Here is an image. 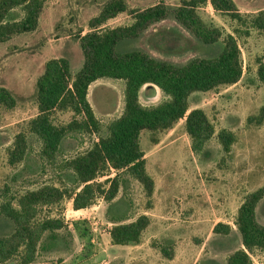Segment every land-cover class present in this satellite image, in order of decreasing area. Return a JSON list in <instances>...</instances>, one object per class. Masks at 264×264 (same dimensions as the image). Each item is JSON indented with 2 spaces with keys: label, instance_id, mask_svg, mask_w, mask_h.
Masks as SVG:
<instances>
[{
  "label": "rangeland",
  "instance_id": "rangeland-1",
  "mask_svg": "<svg viewBox=\"0 0 264 264\" xmlns=\"http://www.w3.org/2000/svg\"><path fill=\"white\" fill-rule=\"evenodd\" d=\"M106 0H45V8L37 30L14 35L0 43V86L9 88L17 99L13 109H0V202L5 195L33 189L45 182L57 183L51 167L40 168L37 145L24 163L10 165L8 151L16 135L27 132L28 122L38 113L36 80L46 61L65 56L75 75L83 64L78 34L89 31V20L98 15ZM129 8H146L164 1L171 9L182 0H126ZM248 20L264 10V0H235ZM208 23L231 33L241 26L228 15L217 12L210 4L198 8ZM18 11L11 17H18ZM133 22L129 12L120 13L108 21L109 26ZM244 63V76L233 85L216 90L193 92L191 108H203L215 124L216 134L207 147L194 153L185 122L173 128L141 133V148L146 153L147 170L154 178L155 191L148 206L142 184L125 178L117 197L107 203L99 198L86 209L75 210L72 201L44 209L61 217L68 227L58 231L54 245L40 249L32 264H227L228 256L242 247L235 225L238 208L245 197L264 185V121H249L264 105V85L258 80V61H264V31L252 29L249 36L239 38ZM143 50L156 58L184 64L195 57H215L223 49V39L214 44L197 40L172 15L151 26L138 39H125L118 52ZM150 85V84H149ZM124 80L101 78L92 84L89 100L101 121V134L124 107ZM148 87V86H145ZM141 92L145 105L163 100V93ZM72 112L58 111L59 124L70 121ZM229 129L236 135L231 151L226 153L218 140V132ZM158 139V143L152 138ZM95 135L68 137L62 146V157L69 158L89 149ZM33 138H31L32 140ZM44 169V168H43ZM102 178L100 180H104ZM151 217V224L138 243L113 244L109 229L112 218L132 221L141 214ZM258 220L264 225V200L257 209ZM219 222L231 225L229 234H217ZM12 225L0 220V235H6ZM169 247L172 258L161 247ZM252 264H264V249L252 254Z\"/></svg>",
  "mask_w": 264,
  "mask_h": 264
},
{
  "label": "trees",
  "instance_id": "trees-1",
  "mask_svg": "<svg viewBox=\"0 0 264 264\" xmlns=\"http://www.w3.org/2000/svg\"><path fill=\"white\" fill-rule=\"evenodd\" d=\"M210 4L214 10L228 15L245 26L226 33L218 26L208 24L198 8ZM45 0H0V43L14 35L33 32L40 24ZM18 17L12 18L13 11ZM129 12L133 22L109 26V20ZM170 15L197 40L214 44L223 39V49L215 57H195L184 64L156 58L139 50L118 52V44L125 39H138L151 26ZM89 31L77 36L83 53V64L73 75L71 62L65 56L46 61L36 80L38 113L28 122L27 132H19L8 151L10 165L24 163L37 145L40 168L51 167L57 183L45 182L33 189L5 195L0 202V220L11 223L12 230L0 235V264H32L40 249L54 245L58 231L68 225L61 217L42 215L65 199L72 201L75 210L93 206L99 198L111 203L118 195L127 173L139 181L149 199L155 191L154 178L147 170L146 153L141 148L144 129L158 132L169 130L183 120L191 139L194 153L202 152L216 134L215 124L201 107L191 108L189 97L193 92L216 90L233 85L244 76L241 36L251 30L264 31V10L252 19L245 18L235 0H182L171 9L164 1L146 8H129L126 0H106L98 15L89 20ZM258 80L264 85V61H258ZM101 78L124 80V107L121 115L101 134V121L89 100L90 86ZM156 85L163 93L157 104L145 105L140 99L142 88ZM17 99L6 86H0V109H13ZM58 111L72 112L66 124L55 120ZM264 121V105L249 121ZM95 135L86 151L69 158L62 157V146L68 137ZM218 140L226 153L236 141L233 131L223 128ZM31 138H33L31 140ZM152 141L158 143L153 137ZM44 168V169H43ZM105 178L103 181L100 180ZM264 200V185L249 193L238 208L235 225L240 233L242 247L232 252L227 264H252L251 254L264 249V225L258 220L257 209ZM112 218L109 234L113 244L128 245L141 241L151 224L148 214L132 221ZM231 225L219 222L213 231L229 234ZM169 247H161L163 254L172 258Z\"/></svg>",
  "mask_w": 264,
  "mask_h": 264
},
{
  "label": "crops",
  "instance_id": "crops-1",
  "mask_svg": "<svg viewBox=\"0 0 264 264\" xmlns=\"http://www.w3.org/2000/svg\"><path fill=\"white\" fill-rule=\"evenodd\" d=\"M92 86V85H91ZM90 86V87H91ZM145 86H148V87H145ZM143 88H142V91L141 92H144L145 91V88L148 89L147 92H150L151 90H153V86L157 87L156 85H153V84H147L145 85Z\"/></svg>",
  "mask_w": 264,
  "mask_h": 264
}]
</instances>
